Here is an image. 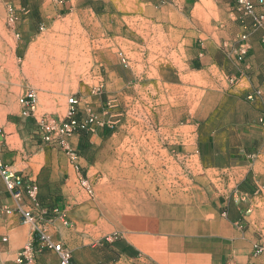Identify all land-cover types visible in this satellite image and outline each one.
<instances>
[{"label":"rangeland","instance_id":"374dc122","mask_svg":"<svg viewBox=\"0 0 264 264\" xmlns=\"http://www.w3.org/2000/svg\"><path fill=\"white\" fill-rule=\"evenodd\" d=\"M6 2L0 0V128L7 131L9 119L18 117V124L27 120L18 116L17 102L27 88L36 92V115L62 117L67 97L76 94L80 118L93 114L114 121L112 126L96 125L93 132L77 131L86 136L80 147L70 146L79 156L92 152L88 134L127 126L124 142L116 148L104 149L108 132L100 135L101 165L82 168L94 189L91 196L85 193L93 205L89 226L100 240L118 237L124 229L121 220L134 215L136 200L142 197L128 196L130 208L115 202L110 210V195L104 191L148 183L162 197L175 186L182 188L181 181L188 187L191 182L184 174L198 173L201 164L194 158L184 165L176 154L197 138L215 141L210 131L232 108V97L221 95L233 82L225 77L231 72L230 56L221 46L226 36L215 34L220 22L216 7L206 1V11L197 5L185 20H165V14L136 0H42L18 5L28 13L22 14L16 36L6 25ZM25 18L30 31L23 36L19 25ZM63 36L74 38L71 53L54 48ZM198 50H207L210 59L200 64ZM42 64L50 69L49 76H39Z\"/></svg>","mask_w":264,"mask_h":264},{"label":"crops","instance_id":"0c3cea01","mask_svg":"<svg viewBox=\"0 0 264 264\" xmlns=\"http://www.w3.org/2000/svg\"><path fill=\"white\" fill-rule=\"evenodd\" d=\"M7 1L18 6L42 0ZM206 1L215 5L220 20L215 34L226 36L221 46L230 56L228 69L231 72L225 77H231L233 83L223 89L221 95L232 97V108L224 111L220 123L210 131L211 136L217 137L215 141L197 138L190 146L183 147L181 154H176L184 165L194 158L201 164L198 173L187 171L184 174L191 182L188 187L181 181L182 188L175 186L163 193L165 196L161 194L162 197L153 193L148 183L133 189L104 191V195H110V199L107 197L112 203L110 210L115 208V202L120 207L130 208L126 205L128 196L142 197L136 200L134 215L121 220L124 229L118 237L100 240L94 227L89 226L93 222L89 220L93 205L86 201L78 183L79 175L68 155L54 147L35 144L31 135L34 120L23 118L19 108L18 116L27 120L23 124H18V117L7 121L8 130L0 137L3 160L35 181L38 200L45 212L38 219V225L46 229L52 240L63 243L71 251L74 264H264V124L260 122L264 117V43L261 29L246 30L248 52L243 61H238L240 35L245 29L234 11V0H136L158 15L165 14V20H185L197 5L206 11ZM252 1L256 3V12L264 13V2ZM26 21L27 18L23 19L19 25L23 36L30 31ZM249 21L246 17L245 23ZM209 56L207 50L197 52L200 64L207 62ZM125 128L127 126L119 127L113 133L98 128L88 134L92 152L78 156L80 166L86 165L88 171L98 169L101 140L97 138L108 132L102 141L104 149L112 148L113 144L116 148L124 142ZM84 137L77 133L69 137L68 142L73 148L80 147ZM155 184L158 185V181ZM21 203L23 208L31 205L26 195ZM15 205L0 178V264H20L15 260L16 255L28 242L37 253L32 262L21 264H54L57 256L41 247L30 224L23 222L18 213L6 211L14 209ZM64 219L70 224L64 223ZM256 244L263 247L260 253L255 252Z\"/></svg>","mask_w":264,"mask_h":264},{"label":"built area","instance_id":"2783aa9c","mask_svg":"<svg viewBox=\"0 0 264 264\" xmlns=\"http://www.w3.org/2000/svg\"><path fill=\"white\" fill-rule=\"evenodd\" d=\"M257 4H262L264 0H256ZM5 21L7 27L19 36L17 31L18 23L22 14H27L28 9L25 6H15L12 2H6ZM234 11L239 15L241 24L245 31L240 35V44L238 45V61H243L248 52L247 37L248 29H261V39L264 43V13L256 12V3L252 0H234ZM249 17V23H245V18ZM232 80V78H231ZM18 105L20 115L23 118H33L34 127L32 138H39L42 143L54 147L66 153L74 165L78 173V183L83 191L91 196L94 189L88 177L83 174V169L78 162V154L70 148L68 138L76 134L77 131L85 130L93 132L96 125L112 126L114 121L110 119L104 121L93 114L80 118V98L76 94H71L66 99L64 116L62 118L51 114L43 113L36 115L37 95L33 88H27L23 94L18 97ZM264 124V117L260 119ZM3 130L0 128V137ZM3 144L0 142V178L3 181L5 188L11 193L15 200L14 209H6V211H14L20 215L23 222L30 224L32 234L39 240L41 247L52 251L57 256V261L54 264H74L72 262L71 251L61 242L54 241L48 235L46 229L38 225V219L42 217L43 211L37 196V186L34 180L24 175L22 171H18L11 167L3 160ZM23 195L29 199L31 205L29 208H23ZM63 217V216H62ZM67 221L64 219V223ZM263 250L262 245H255V252L260 253ZM37 250L34 249L31 242L26 243L18 251L16 255L17 263H29L35 259Z\"/></svg>","mask_w":264,"mask_h":264},{"label":"bare ground","instance_id":"6f19581e","mask_svg":"<svg viewBox=\"0 0 264 264\" xmlns=\"http://www.w3.org/2000/svg\"><path fill=\"white\" fill-rule=\"evenodd\" d=\"M74 38H70V37H62L61 41L59 42V44L56 43V46L54 47L56 52H61V53H71L74 49H75V44H74ZM53 48V47H52ZM51 48V49H52ZM53 48V49H54ZM48 49V51H46L47 53H52V50ZM45 53V52H44ZM43 60L45 61L46 58H43ZM72 60V59H71ZM49 61L54 62L53 59H50ZM39 63V62H38ZM40 64V63H39ZM39 70L37 71V68H34V71H37L39 73V76H43V75H48L50 72V69L47 67V64H42V66L40 65ZM53 70V69H52ZM51 70V71H52ZM54 71V70H53ZM49 76V75H48Z\"/></svg>","mask_w":264,"mask_h":264}]
</instances>
